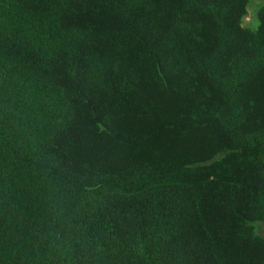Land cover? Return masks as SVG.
I'll use <instances>...</instances> for the list:
<instances>
[{
    "label": "trees",
    "instance_id": "trees-1",
    "mask_svg": "<svg viewBox=\"0 0 264 264\" xmlns=\"http://www.w3.org/2000/svg\"><path fill=\"white\" fill-rule=\"evenodd\" d=\"M0 0V264H264V0Z\"/></svg>",
    "mask_w": 264,
    "mask_h": 264
},
{
    "label": "rangeland",
    "instance_id": "rangeland-1",
    "mask_svg": "<svg viewBox=\"0 0 264 264\" xmlns=\"http://www.w3.org/2000/svg\"><path fill=\"white\" fill-rule=\"evenodd\" d=\"M259 1V0H250L249 5L247 6V13L245 15V17L243 18V25H247V26H251L253 24V6L255 5V3ZM256 25V19L254 22V25L251 26V28H254ZM257 231L261 234L264 235V223L258 224L257 225Z\"/></svg>",
    "mask_w": 264,
    "mask_h": 264
}]
</instances>
